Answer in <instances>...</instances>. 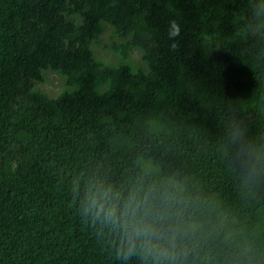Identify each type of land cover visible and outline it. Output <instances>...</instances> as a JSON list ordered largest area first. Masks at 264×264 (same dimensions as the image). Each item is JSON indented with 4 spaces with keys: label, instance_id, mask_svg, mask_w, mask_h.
Listing matches in <instances>:
<instances>
[{
    "label": "trees",
    "instance_id": "obj_1",
    "mask_svg": "<svg viewBox=\"0 0 264 264\" xmlns=\"http://www.w3.org/2000/svg\"><path fill=\"white\" fill-rule=\"evenodd\" d=\"M256 5L0 0V264H118L72 197L73 176L94 166L200 197L194 222L221 231L199 264H231L246 248L264 264V188H246L222 150L238 121L264 152ZM108 31L113 63L95 52ZM46 69L67 80L57 97L37 86Z\"/></svg>",
    "mask_w": 264,
    "mask_h": 264
},
{
    "label": "clouds",
    "instance_id": "obj_2",
    "mask_svg": "<svg viewBox=\"0 0 264 264\" xmlns=\"http://www.w3.org/2000/svg\"><path fill=\"white\" fill-rule=\"evenodd\" d=\"M254 13L264 16V0H257ZM222 150L246 188H264V152L254 148L240 122L230 124ZM71 192L80 218L118 264H199L209 238L221 231L195 223L201 198L172 182L144 175L117 182L94 166L73 176ZM256 255L246 248L231 264H260Z\"/></svg>",
    "mask_w": 264,
    "mask_h": 264
},
{
    "label": "rangeland",
    "instance_id": "obj_3",
    "mask_svg": "<svg viewBox=\"0 0 264 264\" xmlns=\"http://www.w3.org/2000/svg\"><path fill=\"white\" fill-rule=\"evenodd\" d=\"M110 31L103 35V40L95 45V52L98 57L107 62H116L118 60L115 52L109 48L106 44H109L111 38L109 36ZM132 60L135 65H142L146 67V64L141 59V54L138 50L133 52ZM45 75V80L43 82L37 83L38 88L46 91L51 97H57L61 92L67 90V80L65 77L59 75L57 72L46 69L43 71Z\"/></svg>",
    "mask_w": 264,
    "mask_h": 264
}]
</instances>
